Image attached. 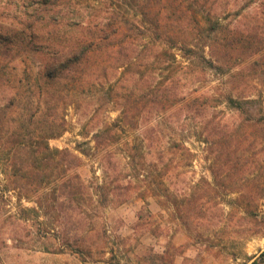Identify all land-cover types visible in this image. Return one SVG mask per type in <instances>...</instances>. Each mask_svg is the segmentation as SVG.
I'll list each match as a JSON object with an SVG mask.
<instances>
[{
  "label": "trees",
  "instance_id": "16d2710c",
  "mask_svg": "<svg viewBox=\"0 0 264 264\" xmlns=\"http://www.w3.org/2000/svg\"><path fill=\"white\" fill-rule=\"evenodd\" d=\"M89 2L25 0L22 39L7 36L6 47L0 46V53H9L12 60L21 52L37 56L44 105L41 117L30 108L19 114L13 107L22 100L11 96L10 106L0 109V147L9 151L1 172L0 246L10 247L8 240L25 246L37 224L40 240L55 238L49 242L54 250L91 254L85 239L94 216L86 204L94 197L77 172L80 154L94 150L100 159L104 179L92 183L97 202L107 200V189L130 191L132 178H143V195L167 197L165 176L179 164L167 159L175 151L159 145V134L171 130L173 144L179 146L178 131L194 121L199 140L213 157L208 169L212 180L203 178L201 191L174 197L179 214L180 207L189 213L194 207L192 214L198 215L207 210L204 199L223 196L236 217L264 226V99L182 89L187 75L200 80L209 69L225 73L246 61L264 83V28L257 23L229 29L214 20L211 0H97L99 5L88 10L84 6ZM178 52L186 64L177 62ZM108 104L120 106V115L99 126ZM70 107L97 121L93 147H78L80 154L51 148L48 142L67 130ZM141 122L145 127L138 136L122 138L121 133L133 132ZM178 150L183 158L194 155L187 147ZM121 173L129 179L120 181ZM229 192L236 196L229 198ZM23 201L35 206L25 207ZM73 231L79 234L73 236Z\"/></svg>",
  "mask_w": 264,
  "mask_h": 264
},
{
  "label": "rangeland",
  "instance_id": "374dc122",
  "mask_svg": "<svg viewBox=\"0 0 264 264\" xmlns=\"http://www.w3.org/2000/svg\"><path fill=\"white\" fill-rule=\"evenodd\" d=\"M211 1L214 20L229 29L240 26L252 28L257 23L264 28V0ZM24 5L25 0H0L1 47H6L7 43L4 40L7 36H20V31L23 29L21 21L26 11ZM87 5L84 8L90 10L93 8L91 6L99 4L97 0H91ZM19 39H22L21 36ZM206 51L209 52L208 49ZM8 54L0 53V109L8 108L10 106L8 98L15 96L17 100H22L21 105L17 103L14 105L15 111L24 114L28 113L30 108L41 117L44 105L39 100L37 56H29L26 52H21L12 60L6 57ZM177 59L179 64H186V58L181 52H178ZM248 67L246 61L233 66L225 73L209 69L200 80L196 75L182 73L180 74L182 77L187 75V88L182 89L192 91L193 94H220L229 91L236 95L264 99V83L257 72H251ZM28 68L32 73L26 72ZM112 84H116L115 81ZM182 84L185 86L184 79ZM104 107L100 114L99 126L115 121L120 115V106L108 104ZM221 107L224 108V105ZM66 114L67 130L60 136L50 138L49 145L51 148H69L79 154L80 152L76 151L78 147L88 151L94 145L91 137L97 121L91 119L90 113L87 118L81 117L80 112L74 107L67 108ZM18 124L19 122L15 123L14 127ZM34 126L35 124H32L29 128L32 129ZM144 127V122H141L133 132L121 133L122 138L129 137L130 133L138 136ZM197 127L194 121L185 127L186 131H178L181 136L176 137L175 142L179 146L173 144L171 130L165 129L164 134H159V145L161 143L167 149L175 151L169 154L167 159H173L175 166L176 163L179 164L178 168L168 170L165 176L164 186L167 197L152 193L143 195L145 192L143 178H132L130 191L125 193L124 189L119 191L107 189L105 193L107 200L97 202L98 192L94 191L92 183L103 182L100 159L91 149L88 155L80 154L83 160L77 172L89 185V191L94 197V201L88 199L86 204L90 215L94 216L90 220L91 227H88L89 234L85 239L86 245L91 246L92 253L90 254L89 251L81 253L71 249H66L64 252L54 250L49 242L53 243L55 238L40 240L36 224L33 228L28 226L32 234L25 237L27 241L25 246L15 247L9 240L7 245L10 247L0 246V264H102V261L114 264L117 260L122 264H264V226H256L257 224L251 223L250 220L236 217L235 213H232L233 208L226 203V200L221 199L223 196L217 199H204L203 201L208 203L205 205L207 210L204 209L198 215L192 214L195 211L194 207L191 208L190 213L183 207H180L183 209L180 214L177 210L174 197L180 198L201 191L205 188L202 179L212 180L208 169L213 157L208 155L205 144L199 140ZM179 138L182 140L180 141ZM87 142H90V145H86ZM182 147H187L194 155L183 158L180 152L177 154L178 148ZM8 154L9 151L3 150L1 146L0 186L5 183V176L1 172L4 168L3 160ZM148 157L155 159L151 155ZM120 175V181L129 179L125 173ZM213 190L218 191V189ZM213 194L217 195L216 192ZM229 195V198L236 196L231 192ZM16 202V198H13V207L16 206ZM23 205L35 206L27 201H23ZM196 208L198 212V207ZM78 234L73 231V236ZM46 246L49 250L44 248Z\"/></svg>",
  "mask_w": 264,
  "mask_h": 264
}]
</instances>
